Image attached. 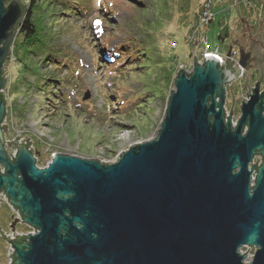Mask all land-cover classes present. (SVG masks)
I'll use <instances>...</instances> for the list:
<instances>
[{
    "label": "water",
    "instance_id": "1",
    "mask_svg": "<svg viewBox=\"0 0 264 264\" xmlns=\"http://www.w3.org/2000/svg\"><path fill=\"white\" fill-rule=\"evenodd\" d=\"M5 1L0 0V193L35 230L15 240L0 232L14 250L11 264H264L261 78L253 87L245 80L246 100L235 127L232 111L227 120L224 114L226 87L241 68L250 69L251 53L239 51L234 68L227 59L231 48L224 65L205 57L199 66L195 42L193 70L179 68L154 139L130 146L113 163L57 154L37 168L28 139L26 145L17 137L7 143L17 151L13 160L4 149L3 65L25 8L20 0ZM255 156L262 163L249 169ZM243 247L254 248L249 262Z\"/></svg>",
    "mask_w": 264,
    "mask_h": 264
},
{
    "label": "rangeland",
    "instance_id": "2",
    "mask_svg": "<svg viewBox=\"0 0 264 264\" xmlns=\"http://www.w3.org/2000/svg\"><path fill=\"white\" fill-rule=\"evenodd\" d=\"M9 1L6 0L5 5ZM42 1L39 16L47 37L52 40L47 42L50 47L33 48L34 54L26 60L29 69L23 67L17 59L21 52L12 54V49L9 59L3 65L7 112L4 121L7 126L5 141L11 143L17 137L16 142L23 141L24 144L28 139L36 166L44 168L51 157L57 154L111 163L119 159V155L130 146L154 139L159 132L169 95L175 88L176 70L183 67L187 72L192 64L188 54L193 47L187 40L191 35L188 23L192 21L203 0H182L186 8L188 3L189 8L188 11H180L187 12L184 23L179 20V15L182 14L176 10L180 0H139L144 7H136L129 0H112L116 11L118 10V17L113 18V21L111 19L109 24L115 27L116 37L113 43L120 42L124 34L131 37L130 43L142 48L147 54L149 60H146L145 66L150 67L147 74L135 72L130 66L104 70L96 57L100 48L94 45L95 35L101 31V26L97 25V29L91 30L93 40L89 41L86 18L81 19L75 15L69 18L48 16L51 10L67 12L68 10L57 7L67 2L66 0ZM72 1L78 2L83 11H93L95 7L101 8L107 4L106 0ZM125 1L128 5L124 4ZM28 2L29 0H20L24 6ZM211 4L213 21L205 30H200L207 40L209 52H215L217 48L221 55H225L231 41L238 36L242 21L264 20L263 4L261 3L262 7L253 6L257 4V0H211ZM246 9L250 12L246 13ZM223 30L229 32V35L220 40L219 34ZM20 39L16 35V40ZM196 39L197 37L193 38L194 41ZM173 44H176V48H172ZM108 52L109 48L104 54ZM196 55L200 56L197 47ZM46 56L51 57V62L45 61ZM98 56L102 61L101 56ZM55 60L59 62H53ZM161 60L164 63L157 66L156 62ZM170 65L175 66L171 75L168 71H163V68ZM250 73L254 76L251 81L253 84L257 75H254V70ZM235 83L238 87V83ZM105 84L110 87L107 88ZM111 92L115 93L112 104L122 101L119 109L133 107L136 109L135 113L131 116L118 111L108 114L110 100L106 93L110 95ZM245 92V87L242 91L235 88L226 95V108L233 111L234 120L239 116V105ZM143 93L147 98L138 103V98ZM232 95L235 101L233 106ZM61 97L64 99L63 103ZM134 101L135 104L132 105ZM89 103L91 106L87 105ZM89 107L92 108L91 114L85 113L89 111ZM12 221L10 207L5 203L1 204L0 229L10 233ZM28 230L25 225H15L18 234ZM241 252H247L246 262H249L248 258L253 255L254 248H242ZM8 254V244L0 236V264H8Z\"/></svg>",
    "mask_w": 264,
    "mask_h": 264
},
{
    "label": "trees",
    "instance_id": "3",
    "mask_svg": "<svg viewBox=\"0 0 264 264\" xmlns=\"http://www.w3.org/2000/svg\"><path fill=\"white\" fill-rule=\"evenodd\" d=\"M66 1L67 2H63V3L59 4L57 7L58 8H64L65 10H68L67 12H65V11L56 12L54 10H51L48 12V16L49 17L63 16L65 18H69L71 15H75L76 17H79L81 19L86 18L85 19V22H86L85 26L89 30V34H90L89 35V41L93 40V37L91 35V30L97 29V28H95V26L97 27V25L101 26V27H99L101 29V31L98 32L99 35L98 34H97V36L95 35L94 45L96 44V46L98 48H100L97 52L96 57H97L98 64H102L101 67H103L104 70H112L113 68L118 70L120 68L130 66V67H133L132 70L135 72H139L140 74L141 73L147 74V70L150 69V67L145 66L146 60L147 61L149 60V59H147V54L142 50V48L138 47L137 45L130 43L131 37L124 34L122 37V40L120 42L113 43V41L115 40V37H116L115 27L109 26V24L111 22V19L113 21V18L118 17V10L116 11L115 3L112 2V0H106L107 4H105V6H103L101 8L95 7V10H93V11H85V10L83 11V10H81V8H79L78 2L75 3L72 0H66ZM240 1H242V0H240ZM129 2L133 3L136 7H144L143 2H141L139 0H129ZM187 2H188V0H187ZM250 2H252V0H250ZM42 3H43L42 0H29L28 5H25V6L23 5L25 7L24 13H23V18L18 25V32H17V35L21 39L16 40V37H15V40H14V42L10 48V50L12 49V54L13 53L17 54V53L21 52L19 55L21 58L17 57V59L20 62V64L23 65V67H25L27 69H29V66H28L26 60L28 59V57H30V55L34 54L33 48H35L37 46H39L40 48H42V47L49 48L50 46L47 44V42H52V40L47 37V33L45 32V27L42 26L41 17L39 16L40 15L39 10H40ZM126 3H128L127 1H125L124 4L128 5ZM179 3L180 4H178V6H177L178 9H176L177 11H179V13H181L180 11H182L184 9H187V11H188V9H189L188 3H187V8L184 6V3L182 0H180ZM257 5H259V7L262 5L261 0H257V4H254L253 6L257 7ZM59 6H61V7H59ZM120 6L122 8L124 7L121 4H120ZM200 8L201 7H200V3H199L198 9L195 12L194 17L192 18V21L196 20L198 14L200 12ZM249 9H251V8H249ZM245 12L249 13L250 11H248L246 9ZM186 13H181L182 15H179V20H181V22H183V23H184ZM249 16H250V14H249ZM192 21H190L188 23L189 26H190ZM189 26H188V28H189ZM190 29H191V27L189 28V30ZM223 33L224 32L219 34L220 40L223 39V36H224ZM110 44H112V45H110ZM111 46H112V48L110 49ZM108 48H109V52H108V54L105 55L104 53L106 51H108ZM170 51L173 52L171 49H170ZM191 52L192 51H190L188 53L190 57H191ZM98 54L103 59L102 61H100V59H99L100 57L98 56ZM50 58H51L50 56H46L45 61H50ZM53 62L58 63L59 61L57 62V60H55ZM77 62L79 63L78 60H77ZM163 63H164V60H161L160 62H156V65L157 64L162 65ZM177 64H178V62L176 63V65ZM174 68H175L174 65L173 66L170 65L169 67L167 66V67L163 68V71H164V73L168 71L169 74L171 75ZM104 86L107 87L108 85L105 84ZM109 87H107V88H109ZM146 93L149 94V92H146ZM114 94H115L114 92L110 95H108L106 93L107 98H109V100H110V106L107 107L108 114L112 113L113 111L114 112L118 111V112H125V114H127V116H129V115L131 116L133 113H135L136 109L133 107L125 108V109H119L118 106L122 104V101L121 102L117 101L115 103V105L112 104V100H115ZM113 95H114V97H113ZM111 98H114V99H111ZM144 98H147V95H145L143 93L138 98V103L144 102L145 101ZM61 102L63 103L64 99ZM88 102H90V101H88ZM167 102H168V100H167ZM134 104H135V101L132 102V105H134ZM87 105L91 106L90 103ZM132 110H133V112L131 113L130 111H132ZM91 111H92V108L89 107V111H85V113L91 114L92 113ZM125 114H123V115H125Z\"/></svg>",
    "mask_w": 264,
    "mask_h": 264
},
{
    "label": "built area",
    "instance_id": "4",
    "mask_svg": "<svg viewBox=\"0 0 264 264\" xmlns=\"http://www.w3.org/2000/svg\"><path fill=\"white\" fill-rule=\"evenodd\" d=\"M245 1H249V0H245ZM200 7H201L200 8V12H199L196 20L190 25V27H191V29H190L191 35L187 39L188 43L189 44H194L196 42V47H197V49L200 50V56H197L196 55V51H195V58H196L197 63H198L199 66H201L203 64L205 57H213V58L217 59L221 63V65H224L226 55H221L217 48H216L215 52H209L208 46H207V40L204 37V35L200 33V30L201 29L205 30L206 27H208L209 24L211 23V21L213 20L214 15H213V11H212L211 0H203L201 2ZM195 37H197L196 41L193 40V38H195ZM172 48H176V44H173ZM227 59H230V62L233 61V64H232L233 68H234V66L236 64L238 65V57L235 56L234 54H231V56L229 58H227ZM219 62H218V64H219ZM191 63L192 64H191L190 68L187 69V73H191L192 70H193V66H194L193 57H191ZM178 72H179V69L176 70L175 77H176ZM244 72H245V70L241 68V73H240L239 77L236 79V81L238 82V86L239 87H241V83L243 82ZM3 78H4V74H3ZM5 86H6V83L4 85V90H5ZM4 90L3 89L1 90V93L3 95H4ZM242 100L245 101L246 97H243ZM242 100H241V102H242ZM229 113H230V110L229 111L227 110L226 103H225V105H224L225 120H227V118L229 117ZM232 113H233V111H232ZM238 118H239V116L236 118V120H234V116H233V114H231V118L230 119H231L232 127L236 126ZM4 121H5V119H4ZM3 124H4V122H3ZM24 145H26V143H24ZM5 149L7 151L8 158L10 160H13L16 157L15 156L16 153H17L16 149L10 150V148L7 147V142L6 141H5ZM8 149L10 151H12V152L10 153L8 151ZM28 150H30L29 146H28ZM257 159H258V161H257ZM117 160H118V158L115 159L114 161H112L111 163H113V162H115ZM261 163H262V158L260 156H255V157H253V160H252V162H251V164L249 166V169H250L251 165H255L256 164V166H260ZM0 173H4V169L2 167H0ZM255 176H256V173L253 172L252 175H251V187H253L254 184H255V182H254ZM4 203L7 204L8 207H10L11 212L13 213V220L14 219L17 220L16 224L19 223V224L25 225L26 226V230L27 229H29V230L27 232H25V233L18 234L17 231H14V232L10 231V233H6L2 229H0V232L3 234V236L6 239L9 238L10 240H15L16 236L24 237V236H27V235H30V234H34L35 230L33 228L29 227L28 225H26L23 222V220L20 217V212L8 202V198L5 196V193L1 192L0 193V205L4 204ZM1 233H0V236H1ZM6 239H5V241L7 242ZM8 247H9V254H8L9 255V261H8V264H11V262L13 261L11 256H13L14 250L9 244H8ZM243 248H247L248 249V247H243ZM240 252H241V250H240ZM252 257H253V255H251L248 258L249 259L248 261H250Z\"/></svg>",
    "mask_w": 264,
    "mask_h": 264
},
{
    "label": "flooded vegetation",
    "instance_id": "5",
    "mask_svg": "<svg viewBox=\"0 0 264 264\" xmlns=\"http://www.w3.org/2000/svg\"><path fill=\"white\" fill-rule=\"evenodd\" d=\"M262 7V5L260 6ZM264 12V11H263ZM242 21V20H241ZM239 34L238 36L231 41L229 48H231L232 54L239 57V51H243L244 53L249 52L251 53V67L250 69L244 73L243 82L241 83V87H237L235 85L237 82L236 80L232 82L228 88L227 92H233L235 88H239L242 91L243 84L248 77V85L253 87L255 82L261 78L260 90L264 89V20L262 21L259 19L258 21H250L247 20L245 23L243 21L239 24ZM223 39H226L229 35V32L224 31ZM260 42L262 44H260ZM226 51V52H227ZM226 54V53H225ZM254 70L255 74L257 75L256 79L254 80L253 84V75H251L250 71ZM235 83V84H234ZM238 83V82H237Z\"/></svg>",
    "mask_w": 264,
    "mask_h": 264
},
{
    "label": "clouds",
    "instance_id": "6",
    "mask_svg": "<svg viewBox=\"0 0 264 264\" xmlns=\"http://www.w3.org/2000/svg\"><path fill=\"white\" fill-rule=\"evenodd\" d=\"M214 18V17H213ZM213 21V20H212ZM210 25V24H209ZM192 49H193V47H192ZM191 57H193V50H192V55H191ZM239 58V57H238ZM176 78V77H175ZM229 86V85H228ZM228 86L226 87V95L228 94V92H227V88H228ZM4 96V95H3ZM5 99V98H4ZM226 103V102H225ZM7 113V112H6ZM5 118H6V116H5ZM4 122V121H3ZM2 125H4V124H2ZM4 149H5V145H4ZM6 150V149H5ZM30 151V150H29ZM32 153V152H31ZM34 157V156H33ZM35 158V157H34ZM35 165H36V160H35ZM37 167V166H36ZM38 168V167H37ZM11 230V229H10Z\"/></svg>",
    "mask_w": 264,
    "mask_h": 264
},
{
    "label": "bare ground",
    "instance_id": "7",
    "mask_svg": "<svg viewBox=\"0 0 264 264\" xmlns=\"http://www.w3.org/2000/svg\"><path fill=\"white\" fill-rule=\"evenodd\" d=\"M225 55H226V54H225ZM240 105H241V103H240ZM240 105H239V106H240Z\"/></svg>",
    "mask_w": 264,
    "mask_h": 264
}]
</instances>
